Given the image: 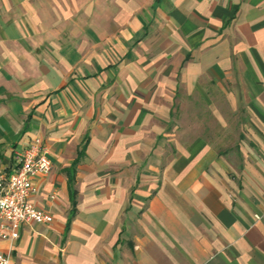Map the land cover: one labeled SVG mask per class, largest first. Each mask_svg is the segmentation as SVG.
Masks as SVG:
<instances>
[{
	"label": "crops",
	"instance_id": "0c3cea01",
	"mask_svg": "<svg viewBox=\"0 0 264 264\" xmlns=\"http://www.w3.org/2000/svg\"><path fill=\"white\" fill-rule=\"evenodd\" d=\"M37 136L10 264H264V0H0V170Z\"/></svg>",
	"mask_w": 264,
	"mask_h": 264
},
{
	"label": "built area",
	"instance_id": "2783aa9c",
	"mask_svg": "<svg viewBox=\"0 0 264 264\" xmlns=\"http://www.w3.org/2000/svg\"><path fill=\"white\" fill-rule=\"evenodd\" d=\"M53 167L49 146L37 136L15 153L11 172L0 170V241L17 240L25 224L53 222V214L33 201L38 192L35 178L49 175ZM10 259V253L0 251V264H10Z\"/></svg>",
	"mask_w": 264,
	"mask_h": 264
},
{
	"label": "rangeland",
	"instance_id": "374dc122",
	"mask_svg": "<svg viewBox=\"0 0 264 264\" xmlns=\"http://www.w3.org/2000/svg\"><path fill=\"white\" fill-rule=\"evenodd\" d=\"M225 131V130H224ZM225 133H226V131H225Z\"/></svg>",
	"mask_w": 264,
	"mask_h": 264
}]
</instances>
